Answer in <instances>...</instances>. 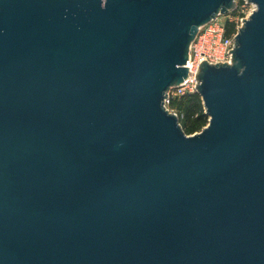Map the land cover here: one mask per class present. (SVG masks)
<instances>
[{
    "label": "water",
    "instance_id": "obj_1",
    "mask_svg": "<svg viewBox=\"0 0 264 264\" xmlns=\"http://www.w3.org/2000/svg\"><path fill=\"white\" fill-rule=\"evenodd\" d=\"M246 1L185 135L165 93L235 0H0V264H264V0Z\"/></svg>",
    "mask_w": 264,
    "mask_h": 264
},
{
    "label": "built area",
    "instance_id": "obj_2",
    "mask_svg": "<svg viewBox=\"0 0 264 264\" xmlns=\"http://www.w3.org/2000/svg\"><path fill=\"white\" fill-rule=\"evenodd\" d=\"M246 2V0H235V7L233 11H231L235 12L234 15H231V12L227 14H218L214 19L202 24V26L196 30L195 36L188 44L187 61H185L183 65V68H188L186 79H182V83L176 86L171 85V87L168 88L163 100L164 106L173 98L196 93L195 86L198 82L195 84L194 76L198 64L203 60H205L207 64L212 65H220L221 63L230 64L231 53H229V51H232L233 48L235 32L242 25L243 22H241V20L247 19V16L254 9L253 3ZM225 22L233 23L234 26V31L229 36L224 34Z\"/></svg>",
    "mask_w": 264,
    "mask_h": 264
},
{
    "label": "trees",
    "instance_id": "obj_3",
    "mask_svg": "<svg viewBox=\"0 0 264 264\" xmlns=\"http://www.w3.org/2000/svg\"><path fill=\"white\" fill-rule=\"evenodd\" d=\"M230 14L234 15L235 12H231ZM233 31V23L225 22L224 34L229 36ZM166 106L168 110L179 115V117L176 115V118H178L182 132L186 135L194 131H199L206 124L207 117L203 114L201 100H199L196 93L173 98L169 100Z\"/></svg>",
    "mask_w": 264,
    "mask_h": 264
},
{
    "label": "rangeland",
    "instance_id": "obj_4",
    "mask_svg": "<svg viewBox=\"0 0 264 264\" xmlns=\"http://www.w3.org/2000/svg\"><path fill=\"white\" fill-rule=\"evenodd\" d=\"M248 11H249V10H248ZM248 11H247V12H248ZM166 105H167V104H166ZM166 105H165V106H166ZM166 108H167V106H166ZM169 111H170V110H169ZM172 112H173V111H172ZM176 115H177V114L175 113V116H176ZM177 116L179 117V115H177ZM205 116H206V115H205ZM206 117H207V116H206ZM177 119H178V118H177ZM207 119H208V117H207ZM206 122H207V121H206ZM178 124H179V123H178ZM180 129H181V128H180ZM181 131H182V130H181ZM196 132H198V131H194V132H192V133H190V134H193V133H196ZM182 133H183V132H182ZM183 134H184V133H183ZM185 135H186V134H185Z\"/></svg>",
    "mask_w": 264,
    "mask_h": 264
}]
</instances>
